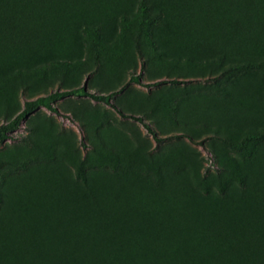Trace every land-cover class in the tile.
I'll return each instance as SVG.
<instances>
[{
  "label": "rangeland",
  "instance_id": "1",
  "mask_svg": "<svg viewBox=\"0 0 264 264\" xmlns=\"http://www.w3.org/2000/svg\"><path fill=\"white\" fill-rule=\"evenodd\" d=\"M44 97L0 264H264V0H0V126Z\"/></svg>",
  "mask_w": 264,
  "mask_h": 264
},
{
  "label": "trees",
  "instance_id": "2",
  "mask_svg": "<svg viewBox=\"0 0 264 264\" xmlns=\"http://www.w3.org/2000/svg\"><path fill=\"white\" fill-rule=\"evenodd\" d=\"M249 63H252V62H249ZM254 65V64H253ZM130 81L132 82H136V83H139L141 85H146V86H159L161 84H166V83H171V84H180V83H184L185 80H182V79H163V80H157V81H154V82H149V83H144L142 82L141 78L139 76H132ZM77 90H74V89H71V90H63V91H57V92H54L52 94H50L48 96V98L50 99H53V98H57V97H63V96H66V95H71V94H74L76 93ZM82 91V89L80 90ZM89 95L93 96L94 98H98L99 96L98 95H95V94H91V93H88ZM47 99V97H44V98H41V99H38V100H33V101H26L25 103V110L21 113H19L12 122L8 123V124H2L0 126V140H4L6 138V135H7V131L9 128H16L20 125L22 119H24L28 113L32 112L40 103V101H43ZM45 106H47L49 109L53 110V111H57L55 107H53L50 103L48 102H43ZM123 113V112H121ZM142 123L143 125L153 134V136L155 137V139L157 141H162L166 138H169V137H159L156 133V131L153 129V127H151L150 124L144 122L142 120V118H138ZM229 145H231L232 147L234 148H237L238 147V143L237 142H234V141H231L229 139H225Z\"/></svg>",
  "mask_w": 264,
  "mask_h": 264
}]
</instances>
